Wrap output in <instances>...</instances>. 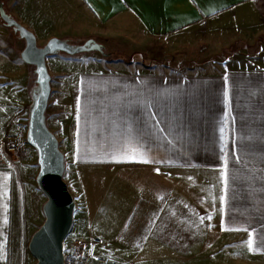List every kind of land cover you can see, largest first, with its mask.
I'll return each instance as SVG.
<instances>
[{"label": "crops", "instance_id": "0c3cea01", "mask_svg": "<svg viewBox=\"0 0 264 264\" xmlns=\"http://www.w3.org/2000/svg\"><path fill=\"white\" fill-rule=\"evenodd\" d=\"M1 7L31 30L40 46L52 37L75 45L118 38L123 52L134 55L149 38L205 31L208 36L230 35L225 47L243 44L260 51L255 44L264 37V0H0V30L5 28ZM4 30L5 37L17 40L21 55L25 40L12 28ZM100 53L106 55L91 50L66 59L57 53L74 67L68 73L50 72L75 97L74 119L65 107L66 119L75 126L70 139L75 162L159 180L177 181L184 175L191 180L203 172L211 180L216 177L219 187L218 207L211 192L163 191L155 186L126 191L122 226L110 229L105 238L111 250L117 246L112 261L188 264L197 261L195 246L208 247L201 249L202 256L210 252L212 230L220 233L218 244L231 235L235 242L240 239L235 244L241 245L239 250L245 245L254 257L264 258V67L205 61L195 72L165 73L158 70L163 61L105 60ZM19 68L31 82L30 67ZM4 73L17 77L0 69V75ZM1 77L0 87L6 85ZM27 91L13 104L9 99L4 103L0 95V149L5 148V135L16 131L28 110L33 90L30 95ZM30 154L33 157L31 150ZM3 160L0 264H36L27 238L22 168L27 161ZM77 225L76 208L72 234ZM82 233L80 227L76 237L98 238L91 222ZM250 233L251 249L246 244Z\"/></svg>", "mask_w": 264, "mask_h": 264}, {"label": "rangeland", "instance_id": "374dc122", "mask_svg": "<svg viewBox=\"0 0 264 264\" xmlns=\"http://www.w3.org/2000/svg\"><path fill=\"white\" fill-rule=\"evenodd\" d=\"M10 15V14H9ZM4 22V27L10 30L9 26ZM3 28L0 30V69L2 72L15 74L14 77L9 78L8 75H0L6 85L0 87V95L3 96L4 103L6 100L13 104L18 100H21L24 90L27 88V92L30 95L32 90L38 89L36 82L37 75L35 73V66H29L26 64L21 55H18L20 45L17 46V40L12 39L3 34L5 31ZM13 29V28H12ZM11 31V30H10ZM17 38H21L19 35ZM264 37L259 38L255 44L260 51L251 49L250 45L235 44L229 46L231 38L230 35L216 33L215 35L208 36L205 31L191 32L187 35L180 36L179 38H152L148 39L146 46L139 54H129L123 52L125 46L118 38H97L98 44L103 47V52L106 55L100 53V55L106 59H118L122 58L127 61L132 59L138 61H163V66H160L158 70L160 72H195L200 69L202 63L208 61L211 63H222L230 65L232 67H264ZM264 41V40H263ZM261 44V45H260ZM118 48H122L119 49ZM86 52V51H84ZM67 57L77 58L83 55V52L76 54L79 56H72L67 53L59 52ZM59 54H50L47 56V66L49 72L59 70L62 73L71 72L73 69L72 62H67L62 59ZM88 56H85L86 58ZM233 57V58H232ZM228 61V62H227ZM84 62V61H83ZM173 62V63H172ZM18 65L17 67L15 66ZM30 67L31 82L26 75H23L25 70L20 69L19 66ZM181 68H178V67ZM215 67H220L216 65ZM58 68V69H57ZM203 69V68H202ZM51 74V73H50ZM55 74V73H54ZM52 76V75H51ZM11 80V81H9ZM56 79H52V93L47 108V122L49 128L57 136L60 149L65 155V173L64 179L69 186V190L72 193L77 204V227L74 234H71L66 239V252H69L72 247V240L78 239L82 242H90L93 238L83 240L77 238L79 236L80 227L82 232L86 231L87 224L94 223L96 227L95 236L101 240L98 245H90L89 250L91 254L90 264H119L112 261V251L110 245H108L107 234L110 229L114 227H121L124 220V204L123 196L126 191L144 190L148 191L152 186L157 189L167 190H194L198 194L208 195L212 193V199L216 202L215 206L219 205L218 196V181L214 177L211 180V176L208 173H195L194 179L188 180L185 175L177 180H159L153 176L140 175L130 172H112L109 169L98 168L95 166H82L75 162V149L73 139H71L72 130L75 127L72 119H66L68 106V112L74 119L72 113L75 104V97L71 93V89L66 85H62ZM18 98V99H17ZM31 98V97H30ZM29 98L27 104V112L24 116L20 117V126L12 131H9L5 135V148L0 149V158L5 159L3 163H6V159H10L11 162L27 161L24 164L23 171L24 188H25V200H26V213H27V238L31 240L34 233L40 228L45 220L43 205L47 200L46 195L38 186L36 178L39 171L38 152L27 141V130L29 122L30 108L33 103L32 98ZM13 100V102H12ZM68 118V117H67ZM72 129V130H71ZM67 133H69L67 135ZM14 146L16 150L10 152L8 147ZM34 153L33 157L30 154ZM2 155V157H1ZM4 157V158H3ZM0 159V160H1ZM21 168V167H20ZM174 178V177H173ZM186 188H183L185 186ZM149 186V188H148ZM156 189V190H157ZM193 192V193H195ZM124 194V195H123ZM26 220V218H25ZM84 228V229H83ZM109 231V232H108ZM91 232V231H88ZM82 233V234H83ZM92 234V233H91ZM211 236V249L210 252H206L201 249L208 248L205 246H195V260L188 264H264V258L254 257L250 252L246 250V246H243V250H239L241 245H235L240 242V239H236L233 236H226L222 243L218 244V238L220 233L217 230L210 232ZM96 238V237H95ZM94 238V239H95ZM244 243V239H242ZM236 246V247H235ZM204 247V248H203ZM113 248V247H112ZM199 251H201L199 253ZM30 253L31 258L33 256ZM201 256V257H200ZM200 257V258H199ZM34 259V258H33ZM37 262V260H36Z\"/></svg>", "mask_w": 264, "mask_h": 264}, {"label": "water", "instance_id": "95a60500", "mask_svg": "<svg viewBox=\"0 0 264 264\" xmlns=\"http://www.w3.org/2000/svg\"><path fill=\"white\" fill-rule=\"evenodd\" d=\"M1 17L25 40L21 58L35 66L37 75L38 89L32 92L27 141L38 152L39 172L36 181L47 200L43 205L45 220L32 236L29 250L36 258V264H64L65 241L73 231L77 204L64 179L65 155L47 122L52 76L46 58L59 52L75 55L84 51L103 50V47L94 41L75 45L58 37H52L45 45L40 46L36 35L9 15L3 7Z\"/></svg>", "mask_w": 264, "mask_h": 264}, {"label": "built area", "instance_id": "2783aa9c", "mask_svg": "<svg viewBox=\"0 0 264 264\" xmlns=\"http://www.w3.org/2000/svg\"><path fill=\"white\" fill-rule=\"evenodd\" d=\"M10 152H14V146L8 147ZM72 247L69 252H66V241L64 248L65 261L64 264H90L91 254L89 250L90 245H98L101 243L99 238L92 239L89 243L82 242L78 239L72 240Z\"/></svg>", "mask_w": 264, "mask_h": 264}, {"label": "snow or ice", "instance_id": "6c2138e0", "mask_svg": "<svg viewBox=\"0 0 264 264\" xmlns=\"http://www.w3.org/2000/svg\"><path fill=\"white\" fill-rule=\"evenodd\" d=\"M225 96H227V92H225ZM221 131L223 132V129H221ZM141 162H145L147 163L148 161L147 160H143ZM158 171V170H157ZM225 178V181H226V171L222 174ZM210 219V217H209ZM201 220H203V218H201ZM5 223H6V220H5ZM247 246L251 249L252 246H253V239H252V234L250 233L249 235V240L246 242Z\"/></svg>", "mask_w": 264, "mask_h": 264}]
</instances>
